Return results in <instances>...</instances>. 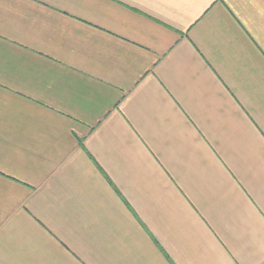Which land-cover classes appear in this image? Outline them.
Returning <instances> with one entry per match:
<instances>
[{
  "label": "crops",
  "instance_id": "1",
  "mask_svg": "<svg viewBox=\"0 0 264 264\" xmlns=\"http://www.w3.org/2000/svg\"><path fill=\"white\" fill-rule=\"evenodd\" d=\"M0 264H264V0H0Z\"/></svg>",
  "mask_w": 264,
  "mask_h": 264
}]
</instances>
